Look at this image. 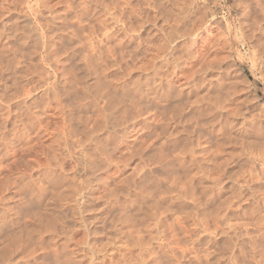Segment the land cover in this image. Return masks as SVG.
I'll use <instances>...</instances> for the list:
<instances>
[{
    "label": "rangeland",
    "instance_id": "rangeland-1",
    "mask_svg": "<svg viewBox=\"0 0 264 264\" xmlns=\"http://www.w3.org/2000/svg\"><path fill=\"white\" fill-rule=\"evenodd\" d=\"M29 1L32 3L34 0ZM37 1L35 5L37 8L35 6L34 8L38 14L41 13L39 16L42 21H46L57 13L56 15L61 16L63 25L69 32L77 34L76 37L78 36L77 38L80 40L82 38V41L87 42V45L92 43L96 46L97 51L95 52L101 55L104 59L103 62L106 63L103 64L102 62L100 66H95L98 70L95 72L99 73V69L103 67L102 69L110 76L108 79L120 87L111 90V97L109 95L110 98L106 97V99L99 96L93 85L90 87L95 90L91 89L92 91H90L89 89L88 85L92 83L93 78L95 79L94 74L83 78L84 82L81 79V84L77 82L75 85L74 82L76 81L70 77V66L73 64L64 55L66 53L64 48L68 47L65 44L68 43L55 42L54 39L51 42V50L56 49L57 44H60L62 48L57 47L56 50L58 51L55 50V54L50 50V57L42 62V69L40 70L35 69L33 65L37 58L35 59L33 56L31 59L29 47L18 45L19 42L17 43L15 37L12 39L11 36L8 38L10 42L8 41L7 45L6 39H4L6 41L3 40L4 42L0 41L5 45V48L2 47L3 45L0 46V60L3 58L2 61L5 63L0 62V68L6 66L0 70V105L6 104V107L1 106L0 108L2 111L0 112V125L5 124L0 126V130L4 127L6 129V131L5 129L0 131V137L9 136L7 140H4L6 139L5 136V138H0L2 150H0V202H2V204L0 203V209L2 208L0 217L6 216L3 221H0V264H18L30 251L29 247L32 249L35 246L34 243L39 241L36 232H33L35 233L32 234L33 237L29 234H25L28 235L26 237L23 236L26 233L24 232L25 225L34 223L40 213V206L37 205L39 201L29 194L30 189L34 187L35 190L38 189L47 194V196L45 195L46 198L51 197L52 192L63 194L66 200L61 198V201L59 200L61 203L57 201L52 213L58 218L68 215L65 217L67 225H71L73 220L76 222L78 220L77 223L80 222L79 224L86 228L80 229L68 238L67 250L74 249L79 241L92 242L98 246L108 239L110 246L106 243V250L99 253V256L103 255L99 264H113V260L115 261L122 252L126 253L128 247L132 248L129 251L133 252L134 250L133 253H136L139 241L142 245L146 243L144 246L147 245L148 249L156 251V242L161 239V242L169 243L182 255V264L192 262L195 258L193 257L194 254L201 256L202 261H205V255H209L208 258L211 257L210 259L214 260V258H218L217 255H221L220 253H222L223 258L225 253V258L219 257L221 260L218 258V264H247V254L251 245L244 242L239 247L241 241L240 238L236 237L235 232L237 234L241 232L242 237L247 238V235L243 233H251L254 230L252 229L255 223L253 221L258 216L256 214L258 210L254 209L255 203L252 198L254 193H252L253 187L250 184L252 185L251 180L255 176H259L262 179L260 182L264 183L263 176H260V171L264 166L260 165L261 156L264 157V109L261 130L256 134V139L254 138L256 144H245L241 140L238 139L237 141L233 138L228 139L223 144L215 139L207 142L197 136L198 132L201 131L200 129H203L200 128L203 125L199 123L200 125L197 126L195 122L200 120L201 116L193 115L192 117L186 110L189 106L185 107L187 102L188 105L190 103L188 100L192 99V102L196 97L198 99V96L192 97L188 94L187 102L184 103L183 100L182 105L181 103L178 104L179 107H184L180 108L183 110L178 112L179 117H177V114L173 116V107L177 101L144 96V94L136 92L133 87L142 83L147 77L146 75L151 74L150 68L154 65L158 68L156 77L165 79L169 75L171 76V73L169 74L171 72V64L169 63L171 57L169 56L172 53L174 56L180 57L179 60L181 61L185 60L186 56L189 57L194 67H192L193 70L200 67V59L202 58L210 60L215 54L218 56L216 58L220 57L224 61L226 57L229 60L228 55L232 54L245 73L243 76L245 82L256 89L264 104V69L258 59L254 62L251 60V43L247 41L244 31L240 30V0H173L175 5L167 0H124L125 2L122 0ZM261 1L264 7V0ZM12 8H10L11 15L9 16L12 19L14 17L20 19L22 14V18L26 16L25 18L29 20L30 32L37 36V29L34 26L36 23L32 20L31 15L25 10L17 8V12ZM136 9L137 11H135ZM14 46L15 48H13ZM1 50H5L6 53H4L5 51L2 53ZM27 50H30V54ZM157 53L159 55H156ZM7 58H9V62L6 61ZM11 60L12 63H10ZM17 63L19 66L16 65ZM38 64L41 65L40 62ZM7 67L13 71L5 69ZM20 67L27 68L22 70ZM15 69L16 71H14ZM189 69L188 67L181 68L180 77H182L176 82L177 84L180 85L185 81L183 77L191 73ZM164 70L168 71L165 72ZM59 75L62 78H59ZM70 79L73 83L70 82ZM85 79L89 80L85 81ZM62 82H65L70 88L76 87L75 91L74 87L71 88L73 94H71L72 97L69 96L72 100V102L70 101L71 104H67L69 99H62L65 96L61 93H58L57 97L51 93L52 91H48L50 87H53L52 85L56 87ZM85 82L89 84L86 85ZM204 84L196 85L194 88L197 89H193V92L199 95ZM49 85L50 87H48ZM6 97L11 101L9 102ZM63 100L66 101L64 105L62 104ZM195 101L197 102V100ZM77 105H79V109H77ZM2 107L15 111L17 115L21 113V115H25L16 117L14 113L18 119L15 121L19 122L14 124L13 112L9 110L11 114ZM17 107L25 110L18 108L19 111ZM3 112L6 116L9 115L6 117ZM1 113L2 116H5H3L4 118L1 117ZM101 116L105 118L103 120L104 126L97 127V123H100L99 118L102 119ZM96 117H98L99 122H97ZM185 118L190 119L185 120ZM10 123H12L11 125L14 124L15 131L11 129L13 126ZM212 129L215 130V127ZM49 150L52 152L50 153ZM189 159L190 161L195 159L197 163L190 166L191 169L188 170ZM141 181L145 182V185ZM49 182H54V184ZM134 182L135 184H133ZM166 187L169 189L166 190ZM80 191L81 193H78ZM136 192L140 193L136 194ZM236 192L238 193L236 194ZM208 195H211L210 198ZM256 195L262 196V192L258 191ZM132 202L137 203V205ZM148 204L154 207H148ZM165 206L166 208H164ZM161 208L162 211H160ZM76 209L78 212L80 211L78 214L75 213L77 212ZM142 209L144 212L147 210L149 212L144 213ZM70 211L75 214H73V218L69 217ZM249 213L251 214L249 215ZM259 213L261 214L263 211ZM33 217L34 219H32ZM158 218L160 221L157 220ZM224 219L225 221H223ZM108 226L112 229H108ZM7 231L17 234L20 232L22 234L18 241L20 243L17 242V245L11 243L5 234L8 233ZM85 233L91 241L85 237ZM119 233L124 235L121 236ZM44 234L43 238L40 239L41 244L38 242L37 246L45 247L47 244H51V236L48 237V233ZM110 235L114 240L116 239L117 244L112 243V240L111 244L109 243ZM166 236L168 240L165 239ZM131 238L138 240L137 243L135 240L130 241ZM234 245H237L238 249ZM15 246H17L16 249ZM181 250H184L185 253L182 252L181 254ZM39 251L41 250L36 249L35 252L38 253ZM160 253L162 252L160 251ZM160 253L158 252V254ZM161 257H157L154 264H165V258ZM160 261L162 262L160 263ZM217 261L215 259L214 263L217 264Z\"/></svg>",
    "mask_w": 264,
    "mask_h": 264
},
{
    "label": "bare ground",
    "instance_id": "bare-ground-1",
    "mask_svg": "<svg viewBox=\"0 0 264 264\" xmlns=\"http://www.w3.org/2000/svg\"><path fill=\"white\" fill-rule=\"evenodd\" d=\"M40 1V0H39ZM124 1V0H122ZM140 1V0H139ZM148 1V0H147ZM156 1V0H155ZM169 1L172 5H175V2L173 0H167ZM36 2H38L37 0L32 1V3H30L29 0H0V41H3L4 39L7 40L6 45L8 44L9 41V37L11 36L12 39L17 40V43L19 42L18 45H24L29 47V49L31 50H27L28 53L32 57L34 56V58H37V62L33 60V65L35 66V69H42V62L44 60H47L48 57H50L49 53L52 51V41L55 39V42H65L68 44V47H63L65 49V58H67V60H71L72 64L70 66V77L73 78L76 82L75 83H80L81 84V79L89 77L90 75L94 74L95 79H92V83L86 82L84 84L89 86L90 91H92L91 89L95 90L96 92L99 93V96L101 97H111V92L113 90L118 89L116 83L112 82L111 80H109L110 76L107 75V72L104 69H99V73H96L95 70L97 69V66H100V64L103 62L104 59H102L101 55H99L96 50V46H94V44L90 43V45H87V42L82 41L79 38L76 37L75 33L73 32V34L71 32H69L66 27H64L63 25V21L61 19V16H57L54 12V16L52 15V17H49L46 21H42V19L40 18L36 10ZM125 2V1H124ZM142 2V1H141ZM241 2V9H240V13H239V24H240V30H243L242 32L245 33V37L247 39V41H249L252 47V51L250 50V52H252V57L251 60H253V62L255 60L258 59V61H260L261 66L264 69V7L262 6V1L261 0H240ZM38 4V3H37ZM40 4V3H39ZM126 4V3H125ZM124 5V4H123ZM169 5V4H168ZM11 6V7H10ZM34 6L36 8H34ZM125 6V5H124ZM13 7V8H12ZM42 7V5H41ZM121 7V6H120ZM119 7V9H120ZM157 7V6H155ZM15 9L17 10V8H19L20 10H25L29 13V15H31L32 20L34 21V23H36L34 26L36 27V32L37 34L34 35L33 32L31 33V29L29 28V20H27L24 16L23 18L21 17L22 15H20V19L14 17L12 19V17H10L9 15H11V9ZM122 8V7H121ZM125 8V7H124ZM132 9V8H131ZM14 11V10H12ZM58 11V10H57ZM121 11V10H120ZM137 11V9L135 10ZM141 11V10H140ZM162 11V10H161ZM180 11V10H179ZM192 11V10H191ZM18 12V10H17ZM22 12V11H21ZM122 12V11H121ZM164 12V11H163ZM25 13V12H24ZM131 13V12H130ZM129 13V14H130ZM138 13V12H137ZM135 13V14H137ZM140 14V13H138ZM17 15V14H16ZM131 15H133V13H131ZM130 15V16H131ZM169 15V14H168ZM180 15V14H179ZM134 16V15H133ZM165 16V15H164ZM200 16V15H199ZM18 17V16H17ZM30 17V18H31ZM47 17V16H46ZM137 17V16H136ZM110 18V17H109ZM79 20V19H78ZM108 20V19H107ZM110 20V19H109ZM77 21V20H76ZM199 21V20H198ZM197 21V22H198ZM31 22V20H30ZM78 22V21H77ZM198 24V23H197ZM200 24V23H199ZM201 25V24H200ZM77 26V25H76ZM105 27V26H104ZM33 30V29H32ZM74 30V29H73ZM101 30V29H100ZM107 30V29H106ZM105 30V31H106ZM175 30V29H174ZM3 31V32H2ZM99 32V31H97ZM173 32V30H172ZM182 32V31H181ZM3 33V34H2ZM175 33V31H174ZM173 33V36H174ZM194 33V32H193ZM101 34V33H100ZM186 34V33H185ZM188 34V33H187ZM191 34V33H190ZM90 35V34H89ZM99 35V34H98ZM111 35V34H109ZM183 35V34H182ZM112 36V35H111ZM124 36V35H123ZM194 36V35H193ZM89 37V36H88ZM101 37V36H100ZM109 37V36H108ZM170 37H172L170 35ZM169 37V38H170ZM114 38V37H113ZM172 39V38H171ZM245 39V38H244ZM4 40V41H6ZM11 40V39H10ZM102 40V39H101ZM3 41V42H4ZM119 41V40H118ZM127 41V40H126ZM172 41V40H171ZM242 41V40H241ZM10 42V41H9ZM13 42V41H11ZM54 42V43H55ZM10 44V43H9ZM3 45V46H2ZM17 45V46H18ZM20 45V46H21ZM58 48L61 47L60 44H57ZM155 45V44H154ZM0 46L4 47V43L2 44V42H0ZM16 46V47H17ZM20 46H18L19 48H21ZM63 46V45H62ZM84 46V47H83ZM109 46V45H108ZM169 46V45H168ZM167 46V47H168ZM12 47V46H11ZM10 47V49H11ZM25 47V48H27ZM56 47V49H57ZM110 47V46H109ZM166 47V48H167ZM5 48V47H4ZM15 48V46L13 47ZM62 48V47H61ZM84 48V49H83ZM160 48V47H159ZM158 48V49H159ZM173 48V47H172ZM9 49V50H10ZM54 48V50L52 52H54L53 54H55L58 50H56ZM107 49V48H106ZM171 49V48H170ZM169 49V50H170ZM7 50V49H6ZM13 50V49H11ZM51 50V51H50ZM56 50V52H55ZM62 50V49H59ZM3 51L5 50H1V52L3 53ZM83 51H85L83 53ZM160 51V50H159ZM172 51V50H171ZM249 51V50H248ZM14 53V51H12ZM162 52V51H161ZM6 53V51L4 52ZM27 53V54H28ZM163 54V53H162ZM174 53L170 54L169 57H171V62H169L171 64V72H169V74L171 73V76L169 75L168 78H161V77H156L155 75L158 73L156 66H152L150 69L151 74L146 75L147 77L144 78L143 82L140 84H135L136 86H133L134 89L136 90V92L144 94V96H151V98L154 99H173V101H177V104H174L173 107V113L175 116V114H177L178 116V112L181 110L180 108H183L184 106L179 107V103H181L182 105V101L184 100L186 103L187 102V97L188 94L193 96H198V99L195 98V100H197V102L188 100L190 101L189 105L188 102L186 104L185 107H188V112L190 113V115L193 117V115L196 117L201 116L200 120H197L199 122H195L197 126H199L200 124L203 125V129H200L201 131L198 132V137L203 138L204 140H206L207 142H209L211 139H215L217 142H220V144L224 143L225 141L227 142L228 139L233 138V139H238L241 140L243 143H247L250 145L256 144V134H258L259 130H261V126H262V113H263V101L261 100L259 94L257 93L256 89L254 87H252L251 85H248L247 82H245V79L243 78V76L245 75V73L242 71V69L240 68L239 64L237 63L236 59L233 57L232 54L228 55V58H230L229 60H227V57L223 59L216 58L218 57L217 55H213L212 59L210 60H205L207 58H202L200 59V67L197 70H193V64L190 60L189 57H185V60H179L180 57L178 56H174ZM52 55V54H51ZM120 55V54H119ZM136 55V54H135ZM156 55H159L158 53ZM166 55V54H163ZM208 55V54H207ZM29 56V57H30ZM53 56V55H52ZM51 56V57H52ZM61 56V55H60ZM154 56V55H153ZM7 57V56H6ZM63 57V56H62ZM131 57V56H130ZM159 57V56H158ZM162 57V56H161ZM196 57V56H195ZM202 57V56H200ZM204 57V56H203ZM24 58H26L24 56ZM28 58V56H27ZM57 58V57H56ZM154 58V57H152ZM211 58V57H210ZM3 60V58H1ZM9 58L6 59V61H8ZM133 59V58H132ZM194 59V58H193ZM0 60V62L2 63L3 61ZM12 60H14L12 58ZM12 60L10 63H12ZM29 60V58H28ZM60 60V59H59ZM124 60V59H123ZM195 60V59H194ZM198 60V61H200ZM5 61V60H4ZM5 61V62H6ZM20 61V60H19ZM50 61V60H49ZM54 61V60H52ZM62 61V60H61ZM108 61V60H106ZM120 61V60H119ZM118 61V62H119ZM168 61V60H167ZM9 62V61H8ZM14 62V61H13ZM18 62V60H17ZM41 63L38 64V63ZM70 62V63H71ZM105 62V61H104ZM103 62V64H105ZM121 62V61H120ZM4 63V62H3ZM2 63V64H3ZM23 63V62H22ZM50 63V62H49ZM54 63V62H53ZM67 63V62H66ZM194 63V62H193ZM199 63V62H198ZM5 64V63H4ZM19 63H17L16 65H18ZM21 64V63H20ZM65 64V63H64ZM69 64V62H68ZM67 64V65H68ZM102 64V65H103ZM108 64V63H107ZM13 65V64H12ZM26 65V64H24ZM28 65V64H27ZM40 65V66H39ZM44 65V64H43ZM115 65V64H113ZM196 65V63H195ZM3 66V65H2ZM19 66V65H18ZM23 66V65H22ZM51 66V65H50ZM69 66V65H68ZM96 66V67H95ZM106 66V65H105ZM111 66V65H110ZM123 66V65H122ZM6 67V66H4ZM2 67V68H4ZM11 67V65H10ZM44 67V66H43ZM159 67V66H157ZM184 67H188L191 68L189 69L191 71V73L189 75H185L183 78V80H185L183 83L177 84L176 82H178V80L182 77H180V71L181 68L183 69ZM193 67V68H192ZM0 68V70L2 69ZM14 68V67H13ZM21 68V67H20ZM19 68V69H20ZM25 68V67H24ZM24 68H21L22 70ZM27 68V67H26ZM25 68V69H26ZM100 68V67H98ZM107 68V67H106ZM110 68V67H109ZM162 68V67H160ZM5 69H10V68H5ZM17 69V67H16ZM16 69L14 71H16ZM28 69H29V65H28ZM53 69V68H52ZM56 69V68H55ZM69 69V68H68ZM165 69V68H164ZM12 70V69H10ZM46 70V69H45ZM13 71V70H12ZM98 71V70H96ZM159 72L161 70H158ZM165 72L168 70H164ZM187 72V71H186ZM12 73V72H11ZM22 73V72H21ZM45 74V73H44ZM67 74V73H66ZM65 75V74H64ZM63 75V76H64ZM4 76V75H3ZM40 76H42L40 74ZM39 76V77H40ZM31 77V76H30ZM47 77L49 78V76L47 75ZM69 77V75H68ZM12 78V77H11ZM15 78V77H14ZM59 78H62L59 75ZM64 78L66 79V76H64ZM104 80H103V79ZM107 78V79H106ZM109 78V79H108ZM42 79V78H41ZM47 79V78H46ZM69 79V78H68ZM2 80V79H1ZM40 80V79H39ZM60 80V79H59ZM67 80V79H66ZM89 80V79H87ZM85 79V81H87ZM11 81V80H10ZM43 81V80H40ZM46 81V80H45ZM68 81V80H67ZM70 82H72V80L70 79ZM69 82V85H70ZM84 82V79H83ZM182 82V81H181ZM4 83V81H3ZM68 83V82H67ZM73 83V82H72ZM71 83V84H72ZM204 84V86L202 87V91H199V95L197 93L193 92V89H197L194 88L196 85L198 84ZM2 84V83H1ZM52 84V83H51ZM134 84V83H133ZM5 85V84H3ZM26 85V84H25ZM73 85V84H72ZM76 85V84H75ZM93 85L95 87L91 88L90 86ZM124 85V84H123ZM38 86V85H37ZM53 87L51 88L50 85L48 87H50V90H48L49 92L52 91L51 93L56 96L58 93H61L62 95H64L66 97L62 98L64 100L69 99L67 102V104H71L72 100L70 99V95L72 94V89L74 87V91L76 90V87H69L67 84H65V82H62L60 85H56V87L54 85H52ZM79 86V85H78ZM81 88V87H80ZM199 88V87H198ZM12 89V88H11ZM45 89V88H44ZM79 90V88H77ZM82 89V88H81ZM112 90V91H111ZM27 91V88H26ZM197 91V90H196ZM77 92V91H76ZM94 92V91H93ZM27 93V92H26ZM73 95V94H72ZM71 95V97H72ZM110 95V97H109ZM12 96V95H11ZM60 96V95H59ZM68 96V98H67ZM98 96V95H97ZM58 97V95H57ZM63 97V96H62ZM74 97V96H73ZM76 97V96H75ZM5 98V97H4ZM3 98V99H4ZM7 98V97H6ZM15 98V97H14ZM61 99V97H59ZM89 98V97H88ZM190 98V97H189ZM1 99V98H0ZM8 99V98H7ZM107 99V98H106ZM9 100V99H8ZM7 100V101H8ZM33 100V99H32ZM62 102V104L64 105L66 103V101ZM109 100V99H108ZM4 101H6V99H4ZM11 100H9L10 102ZM22 101V100H21ZM34 101V100H33ZM71 101V102H70ZM191 105V103H193ZM1 103V101H0ZM90 103V102H89ZM23 104V103H22ZM59 104V102H58ZM66 104V105H67ZM9 105V104H8ZM7 105V106H8ZM12 106V104H10ZM24 105V104H23ZM178 105V106H177ZM1 106L6 107V104L4 105H0ZM21 106V105H20ZM59 106V105H58ZM153 106V105H152ZM2 107L4 110L6 108ZM15 107V106H14ZM76 107H78L77 109H79V105H77ZM9 108V107H8ZM19 107H17L18 109ZM35 108V107H34ZM56 108V107H55ZM66 109V106L64 107ZM16 109V110H17ZM20 109V108H19ZM18 109V110H19ZM24 108H21L20 110H23ZM33 109V108H32ZM31 109V110H32ZM7 110V109H6ZM5 110V111H6ZM10 110V109H9ZM7 110L9 113L13 112V114L15 113V111H9ZM15 110V109H14ZM19 110V111H20ZM25 110V109H24ZM30 110V109H29ZM70 110V109H69ZM183 110V109H182ZM181 110V111H182ZM96 111V110H95ZM0 112H2L0 110ZM30 112V111H29ZM28 112V113H29ZM41 112V111H40ZM74 112V110H73ZM139 112V111H138ZM172 112V110H171ZM79 113V112H78ZM109 113V112H108ZM107 113V114H108ZM186 113V112H185ZM4 114V112H3ZM12 114V113H11ZM16 114V113H15ZM14 114V117H15ZM20 114V113H19ZM22 114V113H21ZM17 115L16 117L19 116H24V115ZM34 114V113H33ZM5 115V114H4ZM3 115V116H4ZM9 115V114H8ZM7 115V116H8ZM81 115V114H80ZM189 115V116H190ZM2 113H1V117ZM6 116V115H5ZM4 116V117H5ZM6 116V117H7ZM13 116V115H12ZM40 116V115H39ZM104 116V115H103ZM102 117L99 118L100 123H97V127L98 126H104L103 120H105V118ZM107 116V115H106ZM171 116V115H170ZM168 116V117H170ZM182 116V115H181ZM3 117V118H4ZM10 117V116H9ZM14 118L15 120H18L17 118ZM35 117V116H34ZM12 118V117H11ZM23 118V117H21ZM40 118V117H39ZM98 117H96L97 119ZM104 118V119H103ZM107 119V118H106ZM188 118H185V120ZM190 119V118H189ZM188 119V120H189ZM197 119V118H196ZM1 120V119H0ZM3 120V119H2ZM34 120V119H33ZM99 120L97 119V122H99ZM102 120V121H101ZM9 121V120H7ZM21 121V120H20ZM38 121V120H37ZM108 121V119H107ZM6 122V121H5ZM10 122V121H9ZM17 121L14 122V124ZM24 122V121H22ZM22 122H20L22 124ZM110 122V121H108ZM183 122H185L183 120ZM4 123V121H3ZM13 123V122H12ZM10 123V125L12 124ZM19 122H17L18 124ZM68 123V120H67ZM107 123V122H106ZM105 123V124H106ZM200 123V124H199ZM2 124V123H1ZM13 124V125H14ZM177 124V123H175ZM3 126L5 124H2ZM0 125V126H2ZM9 125V124H8ZM11 125V126H13ZM188 125V124H187ZM210 125V126H209ZM16 126V125H15ZM18 126V125H17ZM10 127V126H8ZM60 127V126H59ZM76 127V126H75ZM215 127V130L212 128ZM85 128V127H84ZM187 128V127H186ZM196 128V127H195ZM5 129V127H4ZM2 129V130H4ZM12 130L14 129V126L11 128ZM16 129V128H15ZM15 129L13 131H15ZM181 129V128H180ZM189 129V128H187ZM227 129V130H226ZM0 130V131H2ZM56 130V129H55ZM198 130V129H196ZM6 131V129H5ZM63 131V130H62ZM4 132V131H3ZM188 132V131H187ZM214 133H216L214 135ZM2 134V133H1ZM13 134V133H12ZM184 134V133H183ZM186 134V133H185ZM4 135V133H3ZM11 135V134H8ZM174 135V134H173ZM188 135V134H186ZM5 136V135H4ZM4 136H1L2 138ZM63 136V135H61ZM0 137V138H1ZM7 140L9 136H5ZM4 137V138H5ZM76 137V136H75ZM177 137V136H176ZM183 138V137H182ZM185 138V136H184ZM183 138V140H184ZM255 138V139H254ZM11 139V136H10ZM232 139V140H233ZM181 140V139H180ZM231 140V139H230ZM229 140V141H230ZM258 140V139H257ZM176 141V140H175ZM5 142V141H4ZM3 142V143H4ZM15 142V141H14ZM186 142V141H185ZM236 142V141H235ZM6 143H8L6 141ZM184 143V142H183ZM9 144V143H8ZM162 144V143H161ZM78 146V145H77ZM76 146V147H77ZM188 146V145H187ZM103 147V146H102ZM162 147V146H161ZM47 149V148H46ZM56 149V147H55ZM170 149V148H169ZM1 150V148H0ZM58 150V149H57ZM105 150V149H104ZM2 151V150H1ZM4 151V150H3ZM45 151V150H44ZM50 151V150H49ZM59 151V150H58ZM75 151V150H74ZM85 151V150H84ZM52 151H50L51 153ZM142 152V151H141ZM55 153V152H54ZM60 153V152H59ZM75 153V152H74ZM96 153V152H94ZM243 153V152H242ZM46 154V153H45ZM165 154V153H164ZM214 154V153H213ZM231 154V153H230ZM264 154V152H263ZM48 155V153H47ZM53 155V154H52ZM62 155V154H60ZM101 155V154H100ZM174 155V154H173ZM51 156V155H50ZM54 156V155H53ZM175 156V155H174ZM177 156V155H176ZM212 156V154H211ZM232 156V155H231ZM48 157V156H47ZM64 157V156H63ZM164 157V156H163ZM204 157V156H203ZM229 157V156H228ZM240 157V156H239ZM259 157V156H257ZM77 158V157H76ZM56 159V156H55ZM63 159V158H62ZM203 160V159H202ZM261 164L260 165H264V157L263 155L261 156ZM190 161V159H189ZM187 166H189V168L187 167V169H191L190 166H193L197 163V160L195 159H191V161L189 162ZM186 162V161H185ZM185 162H183L185 164ZM205 162V161H204ZM35 163V161H34ZM166 163V162H165ZM30 164V163H29ZM174 164V163H173ZM183 164V165H184ZM211 164V163H210ZM227 164V162H226ZM24 165V164H23ZM199 165V164H198ZM197 165V166H198ZM22 166V165H21ZM210 166V165H209ZM216 166V165H215ZM225 166V164H224ZM186 167V166H185ZM211 167V166H210ZM214 167V166H212ZM260 167V166H259ZM26 168V167H25ZM157 169V168H156ZM186 169V168H185ZM209 169V168H208ZM224 170V169H223ZM260 171V169H259ZM249 172V171H248ZM254 173V172H253ZM252 173V174H253ZM256 173V172H255ZM259 173V172H258ZM261 175L263 176L262 178H264V166L263 169L260 171ZM52 174V173H51ZM192 174V173H191ZM250 174V172H249ZM55 175V174H53ZM144 175V174H143ZM174 175V174H173ZM172 175V176H173ZM178 175V174H177ZM195 175V174H194ZM258 175V174H257ZM20 176V174H19ZM62 176V175H61ZM139 176V175H138ZM158 176V175H157ZM176 176V174H175ZM248 176V175H247ZM252 176V175H250ZM36 177V176H35ZM177 177V176H176ZM66 178V177H65ZM190 178V177H189ZM252 178V177H251ZM149 179V178H148ZM147 179V180H148ZM157 179V178H156ZM188 179V178H187ZM220 179V178H219ZM64 180V179H63ZM67 180V179H66ZM69 180V179H68ZM142 180V179H141ZM178 180V179H177ZM250 180V179H249ZM23 181V180H22ZM144 181V180H142ZM141 181V182H142ZM191 181V180H190ZM216 181V180H215ZM252 185L250 184V186H252L253 188L251 189L254 193L253 195V201L255 203L254 209L258 210V213H256L258 216L256 217L255 222L254 223V227L252 229H254L251 233H246L244 232L243 234L247 235V238L242 237V234H237L235 232V235L237 238H240L241 243H239V247H241V244L243 245L244 242H248L251 247L249 253L247 254V264H264V183L260 182L262 181V179H260L259 176H255L254 178H252L251 180ZM15 182V181H14ZM33 182V181H32ZM92 182V181H90ZM124 182V181H123ZM149 182V181H148ZM171 182V181H170ZM264 182V181H263ZM49 183H53L54 182H49ZM71 183V182H70ZM140 183V182H139ZM143 183V182H142ZM145 183V182H144ZM143 183V184H144ZM30 184V183H29ZM77 184V183H76ZM135 184V182L133 183ZM172 184V182H171ZM194 184V183H193ZM211 184V183H210ZM246 184V183H245ZM248 184V183H247ZM138 184L136 183V186ZM145 185V184H144ZM183 185V184H182ZM19 186V185H18ZM21 186V185H20ZM52 186V185H51ZM55 186V185H54ZM76 186V185H75ZM79 186V185H77ZM135 186V185H134ZM247 186V185H246ZM71 187V186H70ZM139 187V186H138ZM22 188V187H21ZM40 188V187H39ZM80 188V187H78ZM168 190L169 188L166 187ZM28 189V188H27ZM36 188H31L30 189V193L31 195H33L34 197H36V199L39 201V205L40 206V213L38 214V219L34 220V223L32 222L30 225H25L24 228V235L23 236H28L25 234H29V236H32V234H35L33 232H36V235H38L37 240L40 244H41V240L43 238V234L44 233H48L49 236L51 238V246L47 244V246H42L39 245L37 246V243L33 244V248L31 249V247H29L30 251L27 253V255H25V258H23V260H20L18 262V264H83L85 262V264H99L101 263V256H99V253H101L102 251H105V245L108 244V239L105 240V242L102 244L100 243L98 246L95 245L92 242H88V241H79L75 248L73 249H69L67 250L68 244H67V240L68 238H70L73 234H75L76 232H78L80 229H86L85 227L82 226V224L77 223L76 221L73 220V223H71V225H67L66 223V216H63L65 219L63 220L62 218H58V216H55L52 212V209L54 207V205H56L57 201H59L61 198L65 199V196L63 194H61L60 192L58 193H53L52 195H50L51 197L46 198L47 194H44L43 191L41 190H35ZM72 189V187H71ZM172 189V188H171ZM209 189V188H208ZM74 190V189H73ZM136 190V188H135ZM145 190V189H144ZM143 190V191H144ZM263 190V191H262ZM27 191V190H26ZM258 191L262 192V196H258L256 195ZM25 192V191H24ZM62 192V191H61ZM164 192V191H163ZM235 192V191H234ZM46 193V192H45ZM77 193V192H76ZM78 193H81L78 192ZM129 193V192H128ZM140 193V192H136ZM186 193V192H185ZM238 192H236L237 194ZM251 193V195H252ZM232 194V193H231ZM230 194V195H231ZM46 195V196H45ZM80 195V194H79ZM24 196V195H23ZM29 196V195H28ZM49 196V194H48ZM74 196V195H73ZM132 196V195H130ZM211 195H208V197ZM5 197V196H4ZM186 197V196H185ZM143 198V197H142ZM141 198V199H142ZM210 198V197H209ZM222 198V197H221ZM251 198V199H252ZM31 199V198H30ZM34 199V198H33ZM138 199V198H136ZM181 199H183L181 197ZM208 199V198H207ZM234 199V198H233ZM35 200V199H34ZM66 200V199H65ZM139 200V199H138ZM160 200V199H159ZM172 200V199H171ZM191 200V199H190ZM61 201V200H60ZM59 201V202H60ZM132 201V200H131ZM194 201V200H193ZM35 202V201H34ZM37 202V201H36ZM137 202V201H136ZM146 202V201H145ZM185 202V201H184ZM229 202V201H228ZM2 204V202H0ZM61 203V202H60ZM135 203V202H132ZM138 203V202H137ZM137 203H135L137 205ZM143 203V201H142ZM5 204V203H4ZM3 204V205H4ZM152 204V203H151ZM154 204V203H153ZM260 204V205H259ZM2 205V206H3ZM19 205V204H18ZM141 205V204H140ZM139 205V206H140ZM144 205V204H143ZM146 205V204H145ZM232 205V204H231ZM75 206V203H74ZM168 206V205H167ZM197 206V205H196ZM261 206V207H260ZM22 207V206H21ZM36 207V206H35ZM81 207V206H80ZM78 207V208H80ZM148 207H154L152 205L148 204ZM203 207V206H202ZM6 208V207H5ZM74 208V207H73ZM138 208V207H137ZM142 208V207H141ZM166 208V206L164 207ZM205 208V207H203ZM2 209V208H1ZM0 209V210H1ZM75 209V208H74ZM83 209V208H80ZM145 209V207H144ZM152 209V208H151ZM169 209V207H168ZM167 209V210H168ZM171 209V208H170ZM12 210V209H11ZM60 210V209H59ZM58 210V211H59ZM69 210V209H68ZM77 210V209H76ZM84 210V209H83ZM164 210V209H163ZM254 210V211H255ZM263 213H259L262 212ZM13 211V210H12ZM136 211V210H135ZM138 211V209H137ZM142 211L144 212V210L142 209ZM146 211V210H145ZM148 211V210H147ZM144 212V213H147ZM162 211V208L161 210ZM169 211V210H168ZM80 212V211H79ZM78 210L77 212H75L76 214L79 213ZM149 212V211H148ZM151 212V211H150ZM223 212V211H222ZM63 213V212H60ZM153 213V212H152ZM157 213V212H155ZM154 213V215H155ZM253 213V212H251ZM249 213V215L251 214ZM13 214V213H12ZM15 214V213H14ZM28 214H30V212H28ZM35 214V213H34ZM74 212L70 211V218L74 217ZM226 214V213H225ZM64 215V214H63ZM146 215V214H143ZM153 215V214H152ZM228 215V214H227ZM254 215V214H253ZM3 216V215H2ZM33 216V215H31ZM37 216V214H36ZM72 216V217H71ZM147 216V215H146ZM150 216V215H149ZM17 217V216H15ZM19 217V216H18ZM61 217V216H59ZM68 217V218H69ZM157 217V216H156ZM201 217V216H200ZM220 217V216H218ZM234 217V216H231ZM237 217V216H236ZM6 218V216L0 217V221H3ZM23 218V217H22ZM36 218V217H35ZM118 218V217H117ZM225 218V216H224ZM230 218V217H229ZM16 219V218H15ZM34 219V217L32 218ZM120 219V218H119ZM179 219V218H178ZM226 219V218H225ZM225 219L223 221H225ZM113 220V219H112ZM115 220V219H114ZM113 220V221H114ZM121 220V219H120ZM158 221L159 218L157 219ZM156 220V221H157ZM71 221V219H70ZM227 221V220H226ZM20 222V221H19ZM25 222V221H24ZM243 222V221H242ZM248 222V221H247ZM115 223V222H114ZM159 223V222H158ZM199 223V222H197ZM24 224V223H23ZM231 224V223H230ZM246 224V223H244ZM243 224V225H244ZM251 224V223H250ZM172 225V224H171ZM204 225V224H202ZM234 225V224H233ZM236 225V224H235ZM112 226V225H111ZM117 226V225H116ZM169 226V225H168ZM232 227V225H230ZM20 227V226H19ZM115 227V225H114ZM118 227V226H117ZM215 227V226H214ZM112 229V227L108 226V229ZM116 228V227H115ZM8 229V228H7ZM88 229V228H87ZM114 229V228H113ZM251 229V228H250ZM185 230V229H184ZM245 231H247V229H244ZM86 231V230H85ZM90 231V230H89ZM113 231V230H112ZM116 231V229H115ZM121 231V230H120ZM206 231V230H205ZM8 232V231H7ZM18 232V231H17ZM87 232V231H86ZM91 232V231H90ZM118 232V231H117ZM122 232V231H121ZM186 232V231H185ZM250 232V231H249ZM1 233V232H0ZM3 233V232H2ZM112 233V232H111ZM7 234V238L9 239V241H11V243H15L14 245H17L20 239V237H22V234L19 232V234L14 233V232H8L5 233ZM21 234V236H20ZM86 234V233H85ZM115 234V233H114ZM117 234V233H116ZM121 233H119L120 235ZM123 234V233H122ZM121 234V236H122ZM160 234V233H159ZM251 234V235H248ZM46 235V234H44ZM84 235V233H83ZM113 235V234H112ZM118 235V236H119ZM124 235V234H123ZM168 235V234H167ZM88 236L87 234L85 235V237ZM90 236V235H89ZM111 236V235H110ZM109 236V243H116L114 238L111 236ZM117 236V235H116ZM162 237H164L163 235H161ZM33 237V236H32ZM107 237V236H106ZM124 237V236H123ZM129 237V236H128ZM142 237V236H141ZM167 237V236H166ZM170 237V236H169ZM29 240V237H27ZM89 238V240L91 241L90 237H86ZM125 238V237H124ZM31 239V238H30ZM54 239V240H53ZM141 239V238H140ZM161 239V237H160ZM168 240V237L165 238ZM188 239V238H187ZM32 240V239H31ZM85 240V239H82ZM112 240V241H111ZM119 240V239H118ZM132 240V238L130 239V241ZM135 240V239H134ZM132 240V241H134ZM142 240V239H141ZM162 240V239H161ZM161 240L159 242H156V251L152 250V249H148V247L142 245L141 241H139L137 243V241L135 240V243H137V251L136 253L133 250V252L129 251V249L131 247H128L129 245H126L128 247V249L126 247L127 251L126 253L122 252V254L114 261L113 260V264H154V261L157 257L162 256L161 258H165L166 263L167 264H182L181 263V256L177 250H175V248L171 247L169 245V243H163L161 242ZM246 240V241H243ZM21 241V240H20ZM27 241V240H26ZM34 241V240H33ZM32 241V242H33ZM45 241V240H44ZM78 241V240H76ZM107 241V242H106ZM147 241V240H146ZM185 241V240H184ZM18 242V243H17ZM22 242V241H21ZM23 243V242H22ZM46 243V242H45ZM107 243V244H106ZM131 243V242H130ZM230 243V242H229ZM233 243V242H231ZM117 244V243H116ZM127 244V243H125ZM125 244H123L125 246ZM134 244V243H133ZM148 244V243H147ZM181 244V243H180ZM183 244V243H182ZM234 244V243H233ZM25 245V244H24ZM109 245V244H108ZM136 245V244H135ZM141 245V246H140ZM150 245V244H149ZM172 245V244H171ZM232 245V244H231ZM110 246V245H109ZM117 246V245H116ZM116 246L114 248H116ZM184 246V244H183ZM207 246V245H206ZM225 246V245H224ZM235 247L237 245H234ZM20 247V246H19ZM47 247V248H46ZM111 247V248H113ZM186 247V246H185ZM238 247V246H237ZM236 247V248H237ZM243 247V246H242ZM9 248V247H8ZM17 248V246H15V249ZM118 248V246H117ZM121 248V246H120ZM122 248V249H123ZM177 248V247H176ZM182 248V246H181ZM184 248V247H183ZM21 249V248H20ZM36 249L41 250L38 253H36ZM132 249V248H131ZM225 249V248H224ZM223 249V250H224ZM238 249V248H237ZM7 250V249H6ZM180 250V249H178ZM185 250V249H184ZM183 250V251H184ZM242 250V248H241ZM160 251L162 253H160ZM181 250V254L183 252ZM211 251V250H210ZM217 251V250H216ZM215 251V252H216ZM6 252V251H5ZM17 252V251H16ZM108 252V251H107ZM158 252L160 254H158ZM219 252V251H217ZM222 252V250H221ZM185 253V252H183ZM198 253V252H197ZM193 254V253H192ZM211 254V253H210ZM217 254V253H216ZM220 256H216V257H221L222 253H220ZM147 255V256H146ZM195 257L194 260L192 262H187V264H215V259L216 261L218 260V258H214V260L208 258L209 255H205L204 259L205 261H202L203 259H201L199 257V255L194 254ZM204 255V254H203ZM213 255V254H211ZM224 258H225V253L223 254ZM77 256V258H76ZM110 256V255H109ZM198 256V257H196ZM24 257V256H23ZM100 257V258H99ZM76 258V259H75ZM187 258V257H186ZM223 258V256L221 257ZM223 258V259H224ZM22 259V258H21ZM220 259V258H219ZM229 259V258H228ZM18 260V259H17ZM112 260V259H111ZM110 260V261H111ZM159 260V259H158ZM161 260V259H160ZM221 260V259H220ZM230 260V259H229ZM228 260V261H229ZM187 261H189L187 259ZM227 261V262H228ZM2 262V261H1ZM162 261H160L161 263ZM165 263V264H166ZM218 264V261L216 262ZM226 263V262H224ZM230 264V263H227ZM244 264V263H242Z\"/></svg>",
    "mask_w": 264,
    "mask_h": 264
}]
</instances>
